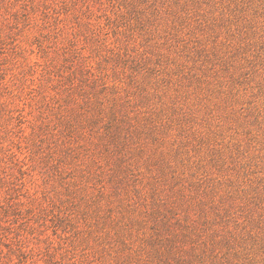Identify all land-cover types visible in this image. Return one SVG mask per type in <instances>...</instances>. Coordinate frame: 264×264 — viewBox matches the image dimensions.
I'll return each mask as SVG.
<instances>
[{
	"label": "rangeland",
	"instance_id": "rangeland-1",
	"mask_svg": "<svg viewBox=\"0 0 264 264\" xmlns=\"http://www.w3.org/2000/svg\"><path fill=\"white\" fill-rule=\"evenodd\" d=\"M0 264H264V0H0Z\"/></svg>",
	"mask_w": 264,
	"mask_h": 264
}]
</instances>
